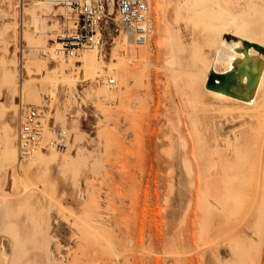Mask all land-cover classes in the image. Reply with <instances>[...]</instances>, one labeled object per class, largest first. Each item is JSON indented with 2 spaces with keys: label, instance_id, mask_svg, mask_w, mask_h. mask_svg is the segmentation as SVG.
<instances>
[{
  "label": "bare ground",
  "instance_id": "6f19581e",
  "mask_svg": "<svg viewBox=\"0 0 264 264\" xmlns=\"http://www.w3.org/2000/svg\"><path fill=\"white\" fill-rule=\"evenodd\" d=\"M77 1L0 2V38H4V33L12 31L15 40H25L29 49L24 57L28 75L36 72L43 76L40 80L31 76L24 78L20 85L10 79L13 93L20 94V102L13 98L9 105H0V119L10 112L13 119L18 116L20 121L29 107L42 108L41 137L34 151L26 158H30L32 164L46 161L43 151L46 149L51 151L52 159L60 154L64 155L66 164H69L70 157L75 159L71 150L81 137L78 124L74 122L68 126L65 121L57 118L50 125L48 107H52L56 101L61 85L76 86L78 82H98L97 88L87 97L94 99L104 112L109 110L110 105L135 90L136 93L130 98L132 104L128 108H145V98L139 95V89L147 87L145 78L150 67L155 66L150 58L151 50L159 55L164 47H168L170 55L164 68L168 70L174 87L180 93L190 132L184 134L180 128L174 127L176 135H167L168 145L162 150L171 169L177 166L178 161L183 166L190 188L188 208L192 207L190 212L195 210L202 218L200 238L209 234L216 225L224 224L231 230L238 229L246 217L255 213L256 205L260 202V219L256 230L259 241L242 235L238 230L224 240V244L230 247L232 257L223 262L220 252L219 256L216 255L219 264L252 263V250L256 248L259 251L260 241L264 239V0H182L175 10V22L191 26L199 37L187 42L180 28L174 29L168 23L163 28L165 34L158 37L159 31L153 19L152 33L144 44H136L127 30L118 37H113L110 43L113 44V56L108 63L102 53L106 45L104 39L100 43L84 45L75 56H65L61 51L76 25ZM147 1L153 18L151 0ZM52 3L60 5L59 10L65 18L64 24L60 25L56 20L53 24L47 21L45 8ZM30 4L31 8L38 11H32L30 23L25 26V10ZM159 7L163 10L165 4L160 3ZM105 17L107 22L113 18L117 20L112 0H109ZM17 27H21L19 35ZM230 27L235 28L238 37L236 42H229L225 37L226 30ZM99 36L104 35L98 32L97 38ZM210 53L213 54L211 58L208 56ZM51 61H56V64L49 70V75H44L43 70L49 68L48 63ZM0 65H7L2 57ZM230 71L234 72L233 75L238 80V88L232 92H225L215 82H208L211 74ZM111 79L114 84L110 83ZM134 119L132 122H135ZM179 121L182 123L181 116ZM183 126L185 127L184 122ZM15 139L17 142V133ZM43 141L46 143L43 144ZM50 142L52 144L48 145ZM58 142H61L60 146L57 145ZM16 144L18 148V143ZM9 158L17 160L15 149L4 154V160L9 161ZM18 163H21L19 158ZM123 163L124 167L128 166L126 161ZM138 166L144 165L140 163ZM19 176L20 173L16 172V178H20L23 183V194L27 196L33 185ZM168 185L166 198H170L176 185L173 178ZM49 200L50 209L56 207L66 220L74 216L73 225L81 229L78 232L81 236L84 235V239L90 240L93 246L82 249L79 245L83 258H79L76 252L71 264H83V260L90 263L104 252L112 264H122V255L116 241L106 234L101 225L90 217L81 218L72 211L67 214L69 209L53 196ZM43 233L46 239L42 246V264H55L56 258L51 247L53 238L47 229ZM75 236L80 234L75 233ZM21 244L16 233L2 228L0 219V264H14V261L22 260L24 251L23 248H18ZM16 247L19 255L16 254ZM56 250L57 253L61 252L60 245L56 246ZM166 255L177 257L180 253L174 251ZM29 263L33 264V260Z\"/></svg>",
  "mask_w": 264,
  "mask_h": 264
},
{
  "label": "rangeland",
  "instance_id": "374dc122",
  "mask_svg": "<svg viewBox=\"0 0 264 264\" xmlns=\"http://www.w3.org/2000/svg\"><path fill=\"white\" fill-rule=\"evenodd\" d=\"M3 1L0 0L1 3ZM181 1L151 0L150 10L159 31L158 37L165 34L163 28L166 23L174 29L180 28L187 42L199 37L191 26L175 22V10ZM160 3L165 4V9L159 7ZM31 7L30 4L25 10V26L30 23L32 11H38ZM59 7L52 3L45 8L50 24L55 20L60 25L64 24L65 18ZM103 28L106 45L102 53L108 63L113 56V44L110 43L125 29L118 26L114 18L108 22L105 19ZM234 29L230 27L226 30L225 37L229 42L238 40ZM17 31L19 35L21 27H17ZM3 35L4 38H0V57L7 65H0V105H9L13 98L20 102V94L13 93L10 79L20 85L24 78L31 76L40 80L43 76L36 72L28 75L24 58L29 52L26 41L15 40L12 31ZM151 52L150 58L155 66L150 67L145 78L147 87L139 89V95L145 98V108H128L135 90L104 112L94 99L87 97L97 88L98 82H78L76 86L59 87L56 101L52 107H48L50 125L57 118L68 126L75 122L81 133L80 140L71 150L75 159L70 157L69 164H66L62 154L52 159L51 151L46 149L43 150L46 161L32 164L30 158L21 159L15 139L20 117L13 119L8 112L0 119V219L2 228L16 233L18 240L22 241L18 248H23L25 253L21 255L22 260H16L14 264H30L31 260L33 264H42V246L46 239L43 232L46 229L53 238L51 247L55 264H71L76 252L82 259L79 245L82 249L93 247L90 240L81 236V229L73 225L74 216L66 220L56 207L50 209V196L69 209L67 214L72 211L81 218L90 217L101 225L106 234L116 241L122 264H219L216 260L219 252L223 262L232 257L230 247L224 244L232 233L240 230L242 235L259 241L256 230L260 219V202L256 205L255 213L246 217L238 229L231 230L224 224L216 225L209 234L200 238L202 218L197 211L190 212L192 207L188 208L190 188L183 166L178 161L172 170L162 150L168 145L167 135H176L174 127L180 128L181 133L189 134L185 106L168 70L164 68L170 55L169 48L164 47L159 55L154 50ZM212 55L210 53L208 56L211 58ZM55 62L48 63L49 68L43 70L44 75L50 74L49 70ZM127 111H130L129 114ZM14 149L21 160L20 164L18 158L15 161L11 158L4 160V154ZM124 161L128 166L124 167ZM140 163L144 166H138ZM16 172L33 185L27 196L23 194V183L16 178ZM171 178L176 185L170 198H166ZM75 233L80 236L74 237ZM260 242V250H252L254 260L248 264H264V239ZM58 245L59 253L56 250ZM19 250L15 248L17 255L20 254ZM174 251H178L180 256L166 255ZM92 263L112 264V261L104 252L90 263L83 260V264Z\"/></svg>",
  "mask_w": 264,
  "mask_h": 264
},
{
  "label": "built area",
  "instance_id": "2783aa9c",
  "mask_svg": "<svg viewBox=\"0 0 264 264\" xmlns=\"http://www.w3.org/2000/svg\"><path fill=\"white\" fill-rule=\"evenodd\" d=\"M20 1V0H19ZM117 25L127 30L136 44H144L152 33L153 18L147 0H112ZM109 0H78L76 2L75 28L61 51L65 56H75L86 44L100 43L103 37V21L108 12ZM114 84V80H110ZM43 111L29 107L24 111L17 129V143L21 158L29 156L37 146L42 133ZM52 144L50 142L48 145ZM61 142H58L60 146Z\"/></svg>",
  "mask_w": 264,
  "mask_h": 264
},
{
  "label": "water",
  "instance_id": "95a60500",
  "mask_svg": "<svg viewBox=\"0 0 264 264\" xmlns=\"http://www.w3.org/2000/svg\"><path fill=\"white\" fill-rule=\"evenodd\" d=\"M234 72H226L223 74H211L209 83L215 82V85L221 87L225 92H232L238 88V80L234 77ZM209 84V85H211Z\"/></svg>",
  "mask_w": 264,
  "mask_h": 264
}]
</instances>
